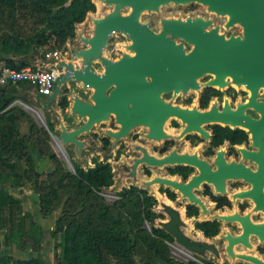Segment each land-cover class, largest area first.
<instances>
[{"label":"water","instance_id":"1","mask_svg":"<svg viewBox=\"0 0 264 264\" xmlns=\"http://www.w3.org/2000/svg\"><path fill=\"white\" fill-rule=\"evenodd\" d=\"M100 1L114 9L103 18L93 19L94 30L91 36L79 34L80 41L86 47L76 48L69 53L72 60L47 59L48 67L58 66L63 71L53 94L46 102L48 109L73 83L80 84L81 89L91 92L87 99L80 94L72 96L70 115L86 122L81 127L68 129L64 121H60L59 139L62 143L73 145L80 157L88 143L80 137L90 133L93 127L111 121L112 116L115 124L120 127L118 130L105 131L114 139L113 147L121 139L128 138L130 132L139 126L148 129V139L157 142L170 140L171 136L165 132L164 127L171 117H177L185 125L178 137L180 139L190 134H199L210 141L211 134L205 129L209 125L247 129L251 135L252 147L256 150L242 148L240 151L243 160H250L258 165L257 171H253L243 161L228 162L224 149L216 153L212 164L201 159L198 153H180L174 149L159 157L141 147L142 156L135 159L130 176L136 180L141 165L194 168L198 173L186 182L155 176L143 183L146 187L160 185L172 188L191 204L201 207L206 214L209 210L195 190L202 185H210L217 194L225 195L228 192V181L244 180L252 188L234 193L233 200L251 199L255 204L254 210L264 212V0ZM170 3L203 4L211 12L228 17L226 28L241 25L243 36L233 34L228 38L219 32L218 27L211 28L212 20L203 17L184 21L174 18L163 20V29L158 33L149 24L142 23L141 16L144 12L158 11L160 7ZM126 8L130 12L123 14L122 11ZM115 33L131 39L132 43L127 49L134 54L125 53L118 60L103 56ZM177 39H182L192 49L187 51L185 44L178 43ZM97 61L103 66L102 72L94 68ZM208 75L216 77L210 79L203 88H224L227 85L226 78L231 77L235 84L245 85L251 92L248 102L239 103L233 108L229 100H225L223 107L213 103L210 108L199 110L196 107L189 109L171 105L163 98L170 93H174L175 97L193 90L201 93L200 80ZM248 109H253L260 117L253 118L246 113ZM49 163L50 159L45 158L38 166V174L43 175ZM163 207L170 221L162 222V229L171 234L178 245L201 256H205L208 251L220 256L216 245L193 240L183 232L182 227L186 224L178 209L165 203ZM217 218L224 222L239 223L243 229L240 235L225 236L228 242L227 253L232 258L252 264H264L262 259L249 254H236L234 250L236 245L252 249V235L264 242V223H254L249 214L242 216L239 212L234 215H219Z\"/></svg>","mask_w":264,"mask_h":264},{"label":"rangeland","instance_id":"2","mask_svg":"<svg viewBox=\"0 0 264 264\" xmlns=\"http://www.w3.org/2000/svg\"><path fill=\"white\" fill-rule=\"evenodd\" d=\"M23 1L24 0H17L18 4H14L12 6L9 0H0V67L7 66L6 60L9 59L7 57L10 56L16 57L18 61L15 62H17L18 64L21 61H27L29 65L40 66L43 68L48 67V65H46L48 63V58H59L60 60L64 61L72 60L69 57V53H71L76 48L86 47V45L79 39L81 30L85 31L84 34L86 36H91L94 30L93 19L103 18L107 14L111 13L114 9V7L109 6L106 3L101 2L100 0H93L96 4V11L90 13L84 23L77 25L76 36L73 39H69L63 49H58L55 45V39L57 36L51 33H47V39L42 40L45 41L42 43V46H33V44H31L32 41L42 39V31L45 29V27L41 22V19L42 17L46 16V13L44 11H39L32 8L31 1H35L42 6L45 4L44 0H28L30 2L28 4L26 3L25 7H20L21 4L19 3ZM50 7L55 11L56 8L52 6V4H50ZM129 12L130 9L128 8L122 11L123 14H128ZM188 16L192 18L201 16L204 19L212 20V27H220L222 33L225 34L228 38L233 34L236 36H243V28L241 25L237 24L230 29L226 28L225 25L228 21L227 16H222L216 14L215 12H211L207 6L200 3H191L187 5H176L175 3H170L160 7L158 11L144 12L141 16V21L144 24H149L151 29L158 33L163 29V20L173 18H186ZM4 41H7L9 43V47H6L3 44ZM176 41L178 43L185 44L187 51L192 49V46L188 45L182 39H177ZM130 43H132V41L127 36L120 33H115L114 35H112L108 47L103 53V56L112 60H118L125 53L132 55L134 53L127 49V46L130 45ZM29 46L32 47L31 51L26 55H22L21 52H24ZM74 46L76 48H73ZM16 49L19 51H16ZM76 64H78V61ZM94 68L98 72L103 71V66L100 61H97V63H95ZM209 78H212V76L208 75L200 80L202 87H204V85L209 81ZM76 87H78L77 83H73L72 85L68 86L67 91H65V93L63 92L62 96L58 100V105H55V102L48 109L46 107V102L48 101L49 97H41L37 99L33 87H31L29 84L12 83L8 84L7 86H0V96H2L3 94L5 95L6 99L8 98L10 100H13L6 106L4 110L0 111V149H2L1 151L4 153L3 156L8 157L10 161L19 163V161L15 159V156L17 155H22L25 152L30 153L35 151L39 153L40 151L46 153L49 150L52 154H55L57 158L62 162L66 171L71 173H74L75 168L80 165L84 166L86 169L89 160L99 159L100 161L101 159L102 161L103 159L104 161H106L110 159L108 163H110L113 167L115 176L114 185L109 189H104L101 193L103 198L110 206H114V204L118 202V193L121 192L124 188L135 186L138 189H144L149 193V195L156 197L158 201V203L154 207V211L157 213L158 218L152 223H145L144 228L148 230V232H151L153 227L162 228L161 223L170 220L169 215L164 211L163 203H165L180 211L182 220L186 224L185 227H182V230L188 237L193 240L207 241L209 243H212L216 245L220 253L219 257L211 251L206 252L205 256L190 253L183 247L178 245L175 238L173 237V241H167V247L170 250L171 258L173 259L170 264H250V262L248 261H244L239 258H232L227 253L228 242L225 239V236L228 234H231L233 236L240 235L242 228L239 223L224 222L223 220L217 218V216L219 215H228L231 211L239 212V205L247 201L249 205L247 211L252 220L254 222L264 221V212L255 211L254 208L251 209V207H254L253 202H251L250 200H233V193H236V189L241 188L244 190V188L247 187L246 185L236 184V182L234 181H228V192L225 195H227L232 205L231 208L220 207V209H217L218 207L216 203H214V201H212L210 197H204V186L202 185L201 188L195 190V193L204 201L209 210V213H204L201 207H199L198 214L190 217L188 215V212L190 211L188 207L193 204H191V202L187 198H183L180 192L173 190L172 188H167L160 185L146 187L143 183L152 179L154 176L171 177L172 173L170 172V170L179 166L161 168L141 165L138 168L137 179L134 180V178L130 176L135 159L142 156L141 147L146 148L150 154L160 157L162 156L161 150L165 146V143L167 141H172L169 144L170 146L172 144L173 145L170 147L171 149L166 154L174 149H176L180 153H198L201 159L213 164L211 155L214 154V151L220 148H223L225 150L228 157L231 155L232 158H234V155L237 153L231 150V146L229 145V143H225L224 145H222V147L215 149L209 146V141L201 137L199 134H190L187 137L180 139L178 137L185 128V125L179 119H170L165 125V132L171 136L170 139L172 140H163L161 142H157L148 139V129L139 126L131 131L128 138L121 139L118 144L113 147L114 139L103 132V129L109 128L111 130H118L120 128L115 124V119L112 116L111 121L103 122L100 126H95V129H97L98 133H93L91 131L90 133L84 134L80 137L82 140L85 139L90 144L88 148H84L82 150L80 158L76 159L73 145L64 144L59 139L61 132L60 121H64V123L66 121L68 124V126L66 125L68 129H71L73 126H78L73 122L74 117L68 116V113L59 110V103L61 99L66 97L71 90H75ZM214 88L219 89L225 95L218 100L214 99L211 102L209 108L213 103L216 102H218L220 107H223L225 101L224 98H226V94L228 93V91H230L229 93H231L232 95H234L235 93V95L237 96V98L234 99V102L232 101L233 96L232 98L229 97L230 103L234 108H236L239 103L244 102L246 98L245 92L242 91L243 89H237L234 87H227L226 89H220L217 87ZM90 93L91 92L84 91L83 89H81L79 92V94L84 99H87ZM200 95V92L190 91L186 95L180 93L176 97L171 93L165 94L163 98L167 103L171 105H179L185 108L192 107V105L189 104V101L193 100V102L196 101L195 107L199 110H202L199 107ZM68 103L70 102L68 101ZM37 109L41 111L42 116L37 111ZM62 110L64 111V109ZM30 122H32L34 125L33 129H31ZM205 129L210 134H212L211 125L206 126ZM245 131L248 132L247 130ZM103 135L107 139H109V144L106 146H104L102 142ZM22 136H25V140L21 138ZM46 137H48L47 140ZM57 139H59V141ZM243 148L251 149L253 147L248 146V143H245ZM97 153H100V155H98ZM45 158V154H39V159H42L43 161ZM229 159L230 158H227V160ZM247 163L250 166H254L253 163L246 161V164ZM19 164V171L24 173L25 169L27 168L26 162L23 161ZM51 164L53 165L52 161H50V163L47 165L44 174L41 175L40 181L47 178L46 170L49 166H51ZM180 167L190 169L192 171V175L198 173L196 169H193L191 167ZM190 175L188 179L191 178L192 175ZM174 176L176 177V179L186 182L182 179V176ZM0 185L7 189L8 192L11 193L14 197H18L22 194L25 195L26 193H28L27 197L31 195V192L29 190H20L22 186H15L9 182L1 181ZM31 187L36 188L34 184H32V186L27 184L26 188L30 189ZM209 187L211 188V190H213V193H216L212 186L209 185ZM167 189H169L176 195L175 199L172 200L167 196V194L165 193ZM67 200L68 194L66 192H61L59 198L55 199L52 202L53 210L63 212ZM129 208L130 206L123 205L119 209H117L116 213L119 216L126 215ZM210 220H217L220 226L219 233L215 237H207L202 231H200V229L197 228L198 223ZM1 233L5 234L6 231L3 230V232L1 231ZM64 237L65 236L63 235V233H46V240L43 241V248L41 252L44 251V259L48 260L50 264H57V254L61 255L63 253L65 240ZM132 238L134 244V259L136 260L137 264H142L140 258L135 254L138 250V246L135 244V238L133 236ZM251 243H257L255 237H252ZM8 247L9 246H7V242H5V245L1 242L0 254L15 255V248L9 249ZM254 247L251 249L243 245H237L235 246L234 250L236 254L255 255L256 251ZM28 253L29 254H27L26 252L25 255L20 254L19 257H31V255H33L32 253L36 252L29 251ZM109 260L112 264H120L119 260L115 259L112 256L109 257ZM156 263L168 264L160 260H157Z\"/></svg>","mask_w":264,"mask_h":264},{"label":"trees","instance_id":"3","mask_svg":"<svg viewBox=\"0 0 264 264\" xmlns=\"http://www.w3.org/2000/svg\"><path fill=\"white\" fill-rule=\"evenodd\" d=\"M10 4H18L17 0H9ZM49 1V3H48ZM30 1L24 0L20 7H25ZM32 8L46 13L41 22L45 29L42 31V39L32 41L33 46H42L43 39H47V33L56 35L55 45L58 49H63L69 39L76 36V26L84 23L87 16L96 11V4L93 0H44L45 5H40L31 1ZM49 4V6H48ZM54 6L55 11L50 7ZM3 44L9 47V43ZM31 46L26 48L22 55L31 51ZM16 51H19L16 49ZM6 65L9 68L21 69L29 63L22 61L17 64L13 59H7ZM214 96H222L216 89H208L200 100V107H209L210 100ZM6 99L5 95L0 96V111L12 102ZM59 106L67 109L69 106L67 97L61 99ZM31 129L34 125L30 122ZM212 147L217 148L229 141L232 145H240L248 141L249 137L245 131H234L229 127L221 125H211ZM25 140V136L21 137ZM48 137H46V140ZM104 146L109 144V139H102ZM48 142V141H47ZM170 144H166L162 152H166ZM0 149V181L9 182L15 186H22L23 175L19 173L18 163L10 161L3 156ZM211 152V150H210ZM46 158L54 164V170L47 174L46 180L40 181L41 175L35 168L34 161L30 153L15 156L19 162H26L27 168L25 177L34 182L36 191L39 194L40 210L44 217L52 214V202L59 198L61 192L68 194L67 203L63 209L61 217L55 223V230L52 232L63 233L65 236L63 253L56 256L57 264H112L109 257L119 260L120 264H137L134 259V244L138 246L136 256L140 258L142 264H157L156 261H164L168 264L172 262L167 241H173L171 234L162 228L153 227L148 232L145 223H152L158 218L154 211L158 203L156 197L149 195L144 189L135 186L124 188L118 193L119 200L110 206L101 193L104 189H109L114 185V171L110 163H104L99 159L93 160V167L83 168L78 166L75 172L66 171L62 162L55 154L49 150L44 153ZM172 175L182 176L185 180L191 174V170L184 167L171 169ZM170 199H175L176 195L169 189L165 192ZM205 194H211L210 187L207 186ZM225 204L231 206L228 198L223 199ZM221 206L223 205L220 201ZM127 205L130 208L126 215H117V209ZM188 215L193 217L198 214L196 206H189ZM218 221H204L197 224L207 237H214L219 233ZM0 230H5L8 240L17 249L26 251H39L42 249L44 232L31 212L26 211L21 201L9 193L0 185ZM0 264H44L39 259L29 260L15 259L4 256L0 258ZM183 264V263H180Z\"/></svg>","mask_w":264,"mask_h":264},{"label":"crops","instance_id":"4","mask_svg":"<svg viewBox=\"0 0 264 264\" xmlns=\"http://www.w3.org/2000/svg\"><path fill=\"white\" fill-rule=\"evenodd\" d=\"M77 35H78V32H77ZM77 42V41H76ZM73 48H76L75 46ZM9 59H13L14 61H18L16 59V57H13V56H10V57H7ZM22 62V61H21ZM17 63V62H16ZM18 64V63H17ZM81 90V85L78 84V87H76L75 90H71L68 94H67V98H68V101L71 103V100H72V96L75 95V94H79ZM34 93H35V96L37 97V99L43 97L41 96L39 93H37L35 90H34ZM62 96V95H61ZM60 96V97H61ZM60 97H58L55 105L57 104L58 105V100L60 99ZM44 98V97H43ZM70 103H69V106L67 109H65L64 111L59 107V110L62 111V112H65V113H68V116H71L70 115ZM74 117V124L78 125V126H73L71 129H75V128H78V127H81L82 125H84V123L86 122V120H80L77 116H72ZM71 118V117H70ZM65 124L68 126L67 122L65 121ZM70 129V128H69ZM109 129V128H108ZM107 129H103V132L106 133ZM92 132L93 133H98L97 129H95V127H93L92 129ZM105 136L103 135L102 139L104 138ZM85 140V139H83ZM89 142L87 143L86 147L85 148H88L89 147ZM74 152H75V155H76V159H79L80 157L78 156V154L76 153V150L74 148ZM82 153V152H81ZM39 152L35 151V152H30V155L32 156V159L34 161V165H35V168L38 169V166L39 164L42 162V159H39ZM98 155H100V153H97ZM110 159L104 161L102 159H100L101 162H109ZM20 163V162H19ZM18 163V164H19ZM93 160H89V162L87 163V168H90V167H93ZM20 166V164L18 165V167ZM81 167L85 168L84 166L80 165ZM86 168V169H87ZM54 170V164L51 166L48 167V169L46 170V173L49 174L50 172H52ZM25 172H26V169L24 171V173L20 172L19 173L21 175H23V184H22V187L20 190H24V191H27L29 190L31 192V195L29 197H27V194L26 193L25 195H19L18 197H15L17 199H19L24 207V209L26 211H29L32 213L35 221L41 225L42 229H43V232H44V240H46L45 238V235L46 233H50V232H53L55 230V223L56 221L61 217L62 215V212L61 211H53L51 215H49L48 217H44L41 213V210H40V201H39V194L37 193L36 191V188H30V189H27V184H29L30 186H32V184H34L33 181H30L28 180L26 177H25ZM43 180H46V179H42ZM7 190V189H6ZM8 191V190H7ZM1 231L3 232V230H0V243L2 242L4 245H5V242H7V246H9L8 248H15V255L14 254H0V257H4V256H8V257H13L15 259H22V260H29L30 258H36V259H39L40 261H42L44 264H50L48 262V260L44 259V251L41 252V250L39 251H32V252H36V253H32L33 255H31V257H19L20 254L21 255H25V253L27 252V254H29L28 252L30 250H26L25 252L22 251V250H19L16 248V246L14 244H11L8 240V236L7 234L5 233H1ZM45 245V243H44ZM43 248V246H42ZM18 256V257H17Z\"/></svg>","mask_w":264,"mask_h":264},{"label":"flooded vegetation","instance_id":"5","mask_svg":"<svg viewBox=\"0 0 264 264\" xmlns=\"http://www.w3.org/2000/svg\"><path fill=\"white\" fill-rule=\"evenodd\" d=\"M197 17H201V16H196L195 18H192V17H190V16H188V17H186V18H175V19H180V20H186V19H188V18H192V19H196ZM206 20H208V19H206ZM227 24V23H226ZM213 25V24H212ZM237 25V24H236ZM225 27H226V25H225ZM234 27V26H233ZM211 28H213L212 26H211ZM215 28V27H214ZM232 28V27H231ZM230 29V28H229ZM219 32L221 33V34H223L222 33V31H221V29H220V27H219ZM225 35V34H224ZM188 51H190V50H188ZM210 79H212V78H209V81H210ZM201 84V83H200ZM230 87H232V86H230ZM66 88V87H65ZM234 88H236V87H234ZM208 89H210V88H203L202 87V92H201V95L199 96V107H200V100H201V98H202V96L206 93V91L208 90ZM213 89H215V88H213ZM216 90H218V91H220L219 89H216ZM193 91H195V90H193ZM243 92H245V100H244V102H242V103H245L249 98H250V93L248 92V91H246V90H242ZM221 93H222V91H220ZM230 91H228V93L226 94L227 96H226V98H224L225 100H229V97H231L232 98V96H233V98H232V101L234 102V99H236L237 98V96L235 95V93H234V95H232L231 93H229ZM263 92V90H261L260 91V93H262ZM65 93V92H64ZM171 94H174V93H171ZM224 95L225 94H223L222 93V96H214V97H212V99L210 100V104H211V102L214 100V99H219V98H221V97H224ZM261 100H263V99H261ZM229 102H230V100H229ZM195 103H196V101H194L193 102V100H190L189 101V104H191L192 106H194L195 105ZM189 104H187V105H189ZM210 104H209V106H210ZM231 104V103H230ZM231 106H232V104H231ZM233 107V106H232ZM209 108V107H208ZM208 108H206V109H208ZM234 108V107H233ZM200 109H202L201 107H200ZM202 110H205V109H202ZM246 113L247 114H250L253 118H256V119H258L260 116H259V114H257L253 109H248L247 111H246ZM171 119H176V117H172ZM177 127V126H176ZM230 129H232V130H234V131H237L238 129L239 130H242V131H245V130H243V129H240V128H233V127H229ZM117 130V129H116ZM184 130V129H183ZM183 132V131H182ZM246 132V131H245ZM131 133V132H130ZM247 134H248V137H249V139H248V141L247 142H245V143H248V146H252V141H251V135L249 134V132H246ZM212 135H213V133L211 134V139H210V141H209V146H211L212 147V144H211V141H212ZM104 138H106V137H104ZM170 140H172V139H170ZM103 142V141H102ZM170 142H172V141H167L166 143H165V146H166V144H168V143H170ZM225 143H229V145L231 146V150L233 151V152H236L237 154H235L234 155V158H232V156L230 155L229 157L227 156V154H226V152H225V157H226V160H227V158H230L229 160H227L228 162H232V161H236V162H241V161H243L244 162V164L246 165V166H248V167H250L253 171H257V169H258V165L256 164V163H254V162H252V161H250V160H243V155H242V153H241V151H240V149L241 148H243L244 147V144L245 143H243V144H240V145H232L229 141H226ZM224 143V144H225ZM104 144V143H103ZM223 144V145H224ZM173 145V144H172ZM171 145V146H172ZM164 146V147H165ZM170 146V147H171ZM163 147V148H164ZM168 148V150L166 151V152H162V150H163V148H162V150H161V153H162V155H164V154H166L171 148ZM220 147H222V145L220 146ZM220 147H217V148H220ZM212 148H214V147H212ZM217 148H215V149H217ZM197 149H199V148H197ZM214 149V150H215ZM221 149H223V148H220V149H217L216 151H214V154L213 155H211L212 156V158H211V160H212V162L214 163V159H215V157H216V153L218 152V151H220ZM234 149V150H233ZM246 149H248V148H246ZM248 150H251V151H253V150H256V149H254V148H251V149H248ZM246 161L247 162H250V163H253L254 164V166H250V165H248V163L246 164ZM216 167H214V169H215ZM194 169V168H193ZM192 175V174H191ZM190 175V176H191ZM171 177H175V176H171ZM184 181H187L188 179H184V178H182ZM234 182H236V184H244V185H246L247 187L246 188H244V190L243 189H241V188H239V189H236V192H240V191H246V190H249V189H251L252 188V186H251V184H248L247 182H245L244 180H237V181H234ZM204 186V190H203V194L205 195L204 197H210V199L212 200V201H214V203H216V205H217V209H220V207H229V208H231V206H228L227 204H225V201L223 200L224 199V197H226V198H228L227 197V195H216V193H213V190H211V188H210V190H211V194H208V195H206L205 194V191H206V188H207V186L206 185H203ZM239 187V186H238ZM234 194V193H233ZM229 200V199H228ZM238 200H240V199H238ZM245 200H250L251 202H253L251 199H245ZM245 200H240V201H245ZM220 201L222 202V206H221V204H220ZM230 201V200H229ZM230 203H231V201H230ZM194 205V204H193ZM231 205H232V203H231ZM194 206H196L198 209H199V206H197V205H194ZM248 207H249V205H248V203H247V201L246 202H244V203H241L240 205H239V207H238V209H239V213L241 212V213H244L243 215H245L246 213H248V211H247V209H248ZM253 207H251V209H252ZM231 212H233V211H231ZM259 212H263V211H259ZM240 213V214H241ZM252 219V218H251ZM210 221H217V220H210ZM253 221V220H252ZM204 222V221H203ZM254 222V221H253ZM254 223H258V224H261V223H264V221H259V222H254ZM240 225V224H239ZM241 226V225H240ZM242 228V227H241ZM242 231H243V229H242ZM242 231H241V233L240 234H242ZM215 237V236H214ZM252 237H255L256 238V241H257V243L256 244H252L251 243V239H252ZM250 243L252 244V246L255 248V251H256V256H258L259 258H261V259H263L264 260V242H261L260 241V239L257 237V236H254V235H252L251 237H250ZM252 247V248H253ZM250 264H252V263H250Z\"/></svg>","mask_w":264,"mask_h":264},{"label":"built area","instance_id":"6","mask_svg":"<svg viewBox=\"0 0 264 264\" xmlns=\"http://www.w3.org/2000/svg\"><path fill=\"white\" fill-rule=\"evenodd\" d=\"M63 71L58 66L43 68L27 65L21 69L0 67V86L12 83H26L43 97H50Z\"/></svg>","mask_w":264,"mask_h":264},{"label":"bare ground","instance_id":"7","mask_svg":"<svg viewBox=\"0 0 264 264\" xmlns=\"http://www.w3.org/2000/svg\"><path fill=\"white\" fill-rule=\"evenodd\" d=\"M83 30H81V33H84L85 31H83ZM212 76V79H214L216 76L215 75H211ZM226 82H227V85L224 87V88H221V87H219V86H215V87H217V88H220V89H226L227 87H230V86H232V87H236L237 89H243V90H246V91H248L250 94H251V92L246 88V86L245 85H237V84H235L234 82H233V80H232V78L231 77H227L226 78ZM179 95V94H178ZM251 96V95H250ZM246 102H248V100L246 101ZM216 103H218V102H216ZM180 107H182V106H180ZM182 108H185V107H182ZM189 109H193V108H195V105L194 106H192V107H188ZM37 111L40 113V115L42 116V113H41V111H39L38 109H37ZM172 118V117H171ZM170 118V119H171ZM169 119V120H170ZM176 119H178L177 117H176ZM168 120V121H169ZM180 120V119H179ZM167 123V122H166ZM166 125V124H165ZM231 127H233V126H231ZM234 128V127H233ZM164 129H165V127H164ZM185 129V128H184ZM245 130H247V129H245ZM248 131V130H247ZM58 141H59V139H57ZM242 149V148H241ZM155 177V176H154ZM171 178H173V179H176V177H171ZM237 193V192H236ZM254 207H255V204L253 205ZM253 207V208H254ZM234 213H235V211H233V212H230L229 214L230 215H234ZM249 213H246L245 215H248ZM242 216H245V215H243V214H241ZM170 221V220H169ZM168 222V221H167ZM237 246V245H236ZM254 257H257L258 259H261V258H259L258 256H256V255H253ZM263 260V259H262Z\"/></svg>","mask_w":264,"mask_h":264}]
</instances>
